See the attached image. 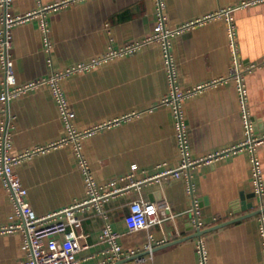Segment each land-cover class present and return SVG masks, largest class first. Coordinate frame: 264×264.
<instances>
[{
  "label": "crops",
  "instance_id": "crops-1",
  "mask_svg": "<svg viewBox=\"0 0 264 264\" xmlns=\"http://www.w3.org/2000/svg\"><path fill=\"white\" fill-rule=\"evenodd\" d=\"M58 1L11 0L7 11L11 16L23 15ZM241 1L165 0L166 27L175 29L191 19L235 7ZM3 12L4 7L0 6V30ZM231 19L241 67L259 63L245 73L244 81L254 133L261 134L264 133V2L234 9ZM48 22L49 51L44 48L37 19L12 27L10 54L18 84L88 62L128 43L143 41L152 34L156 23L155 3L78 0L51 11ZM227 28L225 18L217 17L171 37L176 87L187 89L229 76L233 50ZM1 80L0 66V90ZM59 83L74 113L73 127L77 131L93 129L80 144L95 182L100 186L110 181H117L118 186L128 185L103 202L106 218L89 206L81 211V226L76 229L83 235L76 254L79 264H138L127 255L130 249H139L145 256L146 261L139 264H198L195 236H191L195 232L187 212L191 196L186 180L155 177L180 163L172 110L160 105L170 89L160 44L143 43L133 53L66 75ZM7 107V113H0V123L7 114L11 117V154L54 143L65 135L47 84L19 94ZM182 110L192 159L229 149L245 139L236 86L231 79L187 97ZM256 154L264 179V144L257 147ZM13 171L25 187L26 200L37 216L87 198L84 177L71 144L31 155L15 164ZM190 175L203 230L207 231L202 234L207 263L263 264L258 214L233 221L258 210L249 153H230L212 163H201L191 169ZM149 177L155 178L145 180ZM137 198L145 200L148 210L157 213L162 221L130 232L129 204ZM13 215L12 200L0 178V226L12 223ZM106 224L120 235L124 251L121 259L113 263L108 258L107 244L100 241ZM148 242L153 245L151 253L143 252ZM23 243L19 231L0 232V264H22L26 256Z\"/></svg>",
  "mask_w": 264,
  "mask_h": 264
},
{
  "label": "built area",
  "instance_id": "built-area-1",
  "mask_svg": "<svg viewBox=\"0 0 264 264\" xmlns=\"http://www.w3.org/2000/svg\"><path fill=\"white\" fill-rule=\"evenodd\" d=\"M75 1L78 0H60L49 5L40 6L38 10L33 12L11 16L7 11L11 0H0V6L4 7L2 28L0 30V66L2 69L0 113H7V106L10 100L14 97L42 84H47L51 89L53 99L59 111V116L65 128V135L54 143L34 147L25 150L22 153L11 154V117L7 114L5 120L0 123V178L12 200L14 208V219L12 217V223L7 226H0V232L19 231L22 234L24 239L23 249L26 254L22 264H79L76 254L81 249L79 240L82 239L83 235L78 234L76 229L81 226V211L89 206L103 219L106 218L103 209V202L111 194L118 193L122 189L128 187V185L118 186L117 181H110L106 186H100L95 182L88 163L81 153L80 144L81 139L89 135L93 129L77 131L73 127L72 119L74 113L64 96L59 80L66 75L89 70L107 59L133 53L143 45V43L149 42H157L162 48L164 67L167 73L170 89L168 94L161 100L160 105H167L172 110L175 123V134L180 154V163L176 168L163 170L155 177L159 178L160 176H167L185 178L188 193L191 196V206L187 212L194 232H198L203 230V224L200 218L199 201L198 198L195 197L193 183L190 180L191 169L201 163H212L230 153L247 151L250 155L251 161V180L253 183V190L254 194L259 198L258 210H261L257 215V220L260 246L264 255V211H262L264 208V179L260 162L256 154L257 147L264 144V133H254V125L247 105V89L244 81L245 73L258 66L259 63H250L244 68L241 67V61L237 57L233 40L234 31L231 19V12L234 9L262 3L264 0H242L235 7L220 9L214 13L191 19L175 29H168L166 27L165 0H154L156 23L152 34L149 37H146L143 41L128 43L119 49H112L99 57L92 58L88 62L79 63L63 71H55L49 76L40 77L29 83L18 84L15 76L14 61L10 54V48L12 45V27L30 19H37L39 29L43 35L44 48L49 51L51 47L48 39L49 13ZM217 17L225 18L228 27V34L231 38L233 61L229 76L226 78L215 79L207 84L197 85L187 89H179L175 86V64L170 53L171 37L186 29L202 25ZM229 79L233 80L236 86L239 112L245 132V139L229 149L217 151L202 158L192 159L188 153L187 129L184 122L182 102L187 97L194 95L209 86L226 82ZM66 144H71L73 146L78 158V165L84 177L87 198L84 201L52 213L37 216L26 200V189L18 175L13 171V166L31 155L41 154L52 148ZM134 166L133 168H135ZM130 177L131 175L128 178ZM155 177H149L145 180H151ZM120 180L124 179L122 178ZM134 184L137 183H131L130 185ZM129 221L130 232H135L147 229L151 225L158 224L162 219L154 211L152 212L148 210V205L145 200L137 198L129 204ZM119 238L120 235L113 232L108 224L102 228L100 241L107 244L108 258L112 263L121 259L122 254L124 253L123 248L119 243ZM194 248L198 264H208L207 251L202 234L194 237ZM152 250L153 245L151 242H148L143 247V252L151 253ZM127 255L132 256L138 264L146 261L145 256L139 249H130L128 250Z\"/></svg>",
  "mask_w": 264,
  "mask_h": 264
},
{
  "label": "water",
  "instance_id": "water-1",
  "mask_svg": "<svg viewBox=\"0 0 264 264\" xmlns=\"http://www.w3.org/2000/svg\"><path fill=\"white\" fill-rule=\"evenodd\" d=\"M262 211H264V208L262 209ZM260 212H261V210H257V211H255L254 213H250V214H248V215L238 217V218L234 219L233 221H237V220L243 219V218H245V217H248V216H250V215H252V214H258V213H260ZM230 222H231V221H230ZM230 222H228V223H230ZM226 224H227V223H226ZM221 225H223V224H221ZM221 225H218V226H216V227H219V226H221ZM216 227H213L212 229H215ZM205 232H207V231H206V230H201V231L195 232V233H194L193 235H191V236L194 237V236H197V235L203 234V233H205ZM142 254H143V253H142Z\"/></svg>",
  "mask_w": 264,
  "mask_h": 264
}]
</instances>
